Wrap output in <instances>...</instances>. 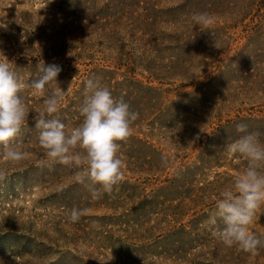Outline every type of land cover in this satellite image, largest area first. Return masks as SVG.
Wrapping results in <instances>:
<instances>
[{"label":"rangeland","instance_id":"obj_1","mask_svg":"<svg viewBox=\"0 0 264 264\" xmlns=\"http://www.w3.org/2000/svg\"><path fill=\"white\" fill-rule=\"evenodd\" d=\"M196 12L215 17L211 30L194 26ZM0 60L25 83L39 78L38 65L61 68L67 92L50 118L68 132L82 123L88 79L100 78L139 112L121 142L124 179L93 201L75 181L78 169L42 166L48 158L33 116L45 96L24 90L32 112L17 143L30 159L0 155L4 264H217L192 238L215 239L208 221L220 184L229 187L247 167L227 149L236 125L264 133V0H0ZM197 193H208L207 203ZM73 206L89 214L71 223ZM249 231L264 237V205ZM239 264H264V256Z\"/></svg>","mask_w":264,"mask_h":264},{"label":"clouds","instance_id":"obj_2","mask_svg":"<svg viewBox=\"0 0 264 264\" xmlns=\"http://www.w3.org/2000/svg\"><path fill=\"white\" fill-rule=\"evenodd\" d=\"M194 26L211 30L215 17L208 12H196L191 16ZM41 75L25 83L13 70L9 61L0 60V155L8 161L19 163L30 159V153L17 143L29 120L30 111L23 92L34 89L45 96L43 108L33 116L39 130L38 142L48 158L42 166L61 164L78 169L76 183L84 186L93 201L104 194L111 195L114 186L124 179L125 160L122 143L132 135V126L139 119L123 97H113L100 78L88 79L85 98L79 108L83 117L79 127L71 132L65 123L53 117L59 110L67 90H63L57 77L61 68L55 64L38 65ZM240 133L227 145L229 152L247 160V167L238 174L232 184L217 201V211L210 217L213 237L223 246L258 255L264 248V239L249 231L257 210L264 205V133L250 131L246 124L236 125ZM166 162V161H165ZM6 170L0 168V179ZM87 207L73 206L67 220L77 223L89 214ZM9 255L15 256L7 249ZM0 264L4 261L0 259Z\"/></svg>","mask_w":264,"mask_h":264},{"label":"trees","instance_id":"obj_3","mask_svg":"<svg viewBox=\"0 0 264 264\" xmlns=\"http://www.w3.org/2000/svg\"><path fill=\"white\" fill-rule=\"evenodd\" d=\"M108 28V27H107ZM108 29H111V28H108ZM114 28H112L111 30H113ZM127 93V92H126ZM128 96H136V91L134 90H131V92H128L127 93ZM130 105V104H129ZM147 143V141H146ZM180 171H183L182 168L179 166L178 168L175 169V174L177 172H180ZM187 173H189L188 171H185ZM175 176V175H174ZM169 182V179H166L164 180V183L165 182ZM173 182L172 179L170 180V183ZM191 182V181H190ZM208 185V184H207ZM221 186L220 187H223V189L225 190L227 187L226 186H223V184H220ZM216 192H221V190L219 189H216ZM197 194H200V198L198 197V199H204V202L207 203L208 201V193H197ZM215 197V194L212 195L211 199ZM211 199H209V202L211 201ZM204 204V203H202ZM204 207L201 208L200 210L196 211V212H193L190 217H193V220H198L201 215L203 214L202 211H203ZM251 233H253L252 231H250ZM255 234V233H254ZM257 235L258 237L264 239V237H262L261 235L259 234H255ZM195 236V235H194ZM193 237V236H192ZM196 240L198 242L201 243V249L204 250L203 253H206L208 252L213 258H215L214 260L217 262V264H222V262L219 260L218 261V257H224V256H229V255H232V256H235V260H237L238 264L240 262H244L246 261L248 258H253L254 259V262H256V260H258L259 258L263 257V253H264V248H261L260 251H259V254L258 255H252L250 253H247V252H244L240 249H238L237 247H232V248H229L232 250V252L230 250L226 251V252H222L221 254L219 253L220 251V248H218V246L216 245V242H218L216 239H213V238H208V239H203L201 238L199 235L197 236V239L196 237H193L192 238V241L193 242H196ZM206 256V255H205ZM249 263V261H248Z\"/></svg>","mask_w":264,"mask_h":264}]
</instances>
